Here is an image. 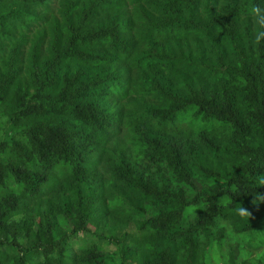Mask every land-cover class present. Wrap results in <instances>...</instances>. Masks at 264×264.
<instances>
[{"label":"trees","instance_id":"obj_1","mask_svg":"<svg viewBox=\"0 0 264 264\" xmlns=\"http://www.w3.org/2000/svg\"><path fill=\"white\" fill-rule=\"evenodd\" d=\"M48 1L0 0V264L71 263L107 210L134 221L121 264H195L222 221L264 224V0ZM57 186L59 222L28 212Z\"/></svg>","mask_w":264,"mask_h":264},{"label":"rangeland","instance_id":"obj_2","mask_svg":"<svg viewBox=\"0 0 264 264\" xmlns=\"http://www.w3.org/2000/svg\"><path fill=\"white\" fill-rule=\"evenodd\" d=\"M130 6H128V10ZM37 11L41 12L42 10ZM45 14L48 20L58 15V0L48 1V9L45 10ZM254 18L255 13L242 17L243 20L247 19L251 22L250 26L252 28L255 25ZM47 26L48 22L46 21H39V24L35 25L31 24L28 37L30 38L39 28ZM41 47L43 54L45 53V43H42ZM5 55L4 51L0 52V62L5 58ZM5 126L6 123L3 120L1 121L0 116V137L6 135ZM116 135H118L119 139L122 136L121 132ZM114 136H111L106 142L107 145L111 144ZM104 159L105 157L103 158L105 166ZM101 163L100 160L92 175L96 190L100 193L103 202L107 203L109 192L114 190V185L106 169L100 165ZM64 192L65 190L61 186H57L54 191L40 194L38 198L29 201L28 212L35 215L47 210L59 222L58 207ZM222 225L224 226V231L220 237L217 236L216 230H211L210 242L203 250H199L200 253L197 255L198 259L195 264H228V244H232L235 247V261H241L242 264H264V224L246 230H234L228 220L222 221ZM89 227L94 233L81 234L83 248L78 247L76 243L72 245L73 260L69 264H89V261L83 257L88 251L95 255L97 264H121L118 244L114 241L113 235H119L123 232L127 235H132L135 230L134 221L127 220L120 214L107 210L101 219L90 223ZM17 239L19 241L23 240L21 236L17 237Z\"/></svg>","mask_w":264,"mask_h":264},{"label":"clouds","instance_id":"obj_3","mask_svg":"<svg viewBox=\"0 0 264 264\" xmlns=\"http://www.w3.org/2000/svg\"><path fill=\"white\" fill-rule=\"evenodd\" d=\"M253 11L254 12H258L259 10L258 9H253ZM261 23L264 24V22H261ZM261 37H264V33H260L259 35H257V37H256V42L257 43L260 41ZM240 212H241L242 215H247V213L245 212L244 209H241Z\"/></svg>","mask_w":264,"mask_h":264}]
</instances>
